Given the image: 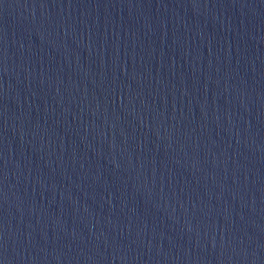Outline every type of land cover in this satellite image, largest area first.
Returning a JSON list of instances; mask_svg holds the SVG:
<instances>
[{
  "label": "water",
  "instance_id": "water-1",
  "mask_svg": "<svg viewBox=\"0 0 264 264\" xmlns=\"http://www.w3.org/2000/svg\"><path fill=\"white\" fill-rule=\"evenodd\" d=\"M0 264H264V0H0Z\"/></svg>",
  "mask_w": 264,
  "mask_h": 264
}]
</instances>
